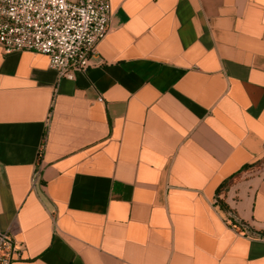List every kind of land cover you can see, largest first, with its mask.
<instances>
[{"label": "crops", "instance_id": "obj_1", "mask_svg": "<svg viewBox=\"0 0 264 264\" xmlns=\"http://www.w3.org/2000/svg\"><path fill=\"white\" fill-rule=\"evenodd\" d=\"M109 2L73 80L0 48L7 264H264V0Z\"/></svg>", "mask_w": 264, "mask_h": 264}, {"label": "built area", "instance_id": "obj_2", "mask_svg": "<svg viewBox=\"0 0 264 264\" xmlns=\"http://www.w3.org/2000/svg\"><path fill=\"white\" fill-rule=\"evenodd\" d=\"M112 21L109 0H0V48L4 54L45 55L57 81L73 80L94 65L91 59ZM15 252L9 235L0 233V264Z\"/></svg>", "mask_w": 264, "mask_h": 264}, {"label": "trees", "instance_id": "obj_3", "mask_svg": "<svg viewBox=\"0 0 264 264\" xmlns=\"http://www.w3.org/2000/svg\"><path fill=\"white\" fill-rule=\"evenodd\" d=\"M41 151H42V149H41L40 152H39V157H40V153H41ZM226 185H227L226 183L223 184V185H221V187H220V189H219V193H222L223 191H225V189H226V187H227ZM223 208L225 209L226 207L223 206ZM229 217L233 220V222L235 223L236 226H239V227L241 228L242 231H245V232L248 233L247 228H246L243 224H241V222H239V221L237 220V218L234 216L233 213L229 212ZM261 235L264 236V232H261Z\"/></svg>", "mask_w": 264, "mask_h": 264}]
</instances>
